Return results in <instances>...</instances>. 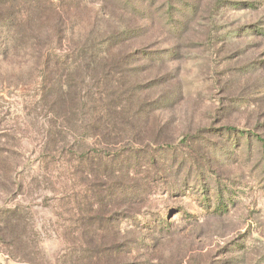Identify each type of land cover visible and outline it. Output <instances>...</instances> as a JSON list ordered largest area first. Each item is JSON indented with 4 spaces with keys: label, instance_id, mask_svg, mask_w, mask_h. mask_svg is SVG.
<instances>
[{
    "label": "rangeland",
    "instance_id": "obj_1",
    "mask_svg": "<svg viewBox=\"0 0 264 264\" xmlns=\"http://www.w3.org/2000/svg\"><path fill=\"white\" fill-rule=\"evenodd\" d=\"M80 1L90 16L83 34L144 27V36L119 50L162 60H135L124 71L125 87L138 82L142 89L113 108L105 166L64 165L76 175L91 172L76 195L90 216L105 223L126 215L99 233L106 248L125 243L109 262L264 264V0H135L138 10L127 4L132 0ZM8 79L0 125L22 154L24 192H0V208L21 207L27 247L0 240V264H70V205L65 196L55 199L68 173L62 164L64 180H42L40 120L26 105L30 91H19L28 78ZM97 141L75 144L88 152Z\"/></svg>",
    "mask_w": 264,
    "mask_h": 264
},
{
    "label": "trees",
    "instance_id": "obj_2",
    "mask_svg": "<svg viewBox=\"0 0 264 264\" xmlns=\"http://www.w3.org/2000/svg\"><path fill=\"white\" fill-rule=\"evenodd\" d=\"M134 1L127 4L138 10ZM82 13L80 0H0V90H5L4 83L10 87L8 78L12 74L27 76L19 91H30L26 105L34 111L33 119L40 120L37 132L43 141L39 143L37 158L43 164L38 167L41 178L62 181L64 172L68 173L65 192L61 191L55 199L61 202L65 196L70 205L65 212L72 216L68 228L76 237L66 255L69 263L118 264L110 263L109 259L125 243L110 242L111 246L106 248L104 236L99 233L113 230L119 216L126 215L116 214L107 223H102L101 217L90 216L76 195L91 172L84 170V175H76L64 165L74 160L79 167L88 166L95 160L100 167L105 166L111 149L104 136L117 114L113 108L123 105L132 90L142 89L138 82L125 87V80H121L126 75L124 71L135 60L145 59L151 66L161 64L162 60L154 52L119 50L144 36V27L138 28L144 32L128 26L102 33L94 29L83 34L80 26L90 16L85 18ZM94 19L96 24L97 17ZM130 71L136 74L134 69ZM93 137L101 138L93 152L77 148L78 139ZM13 139L8 129L0 125V192L8 196L24 192L22 173L17 171L22 154L13 149L10 142ZM62 164L65 171H61ZM26 226L21 207L0 208V240L7 246L24 243L27 247Z\"/></svg>",
    "mask_w": 264,
    "mask_h": 264
}]
</instances>
